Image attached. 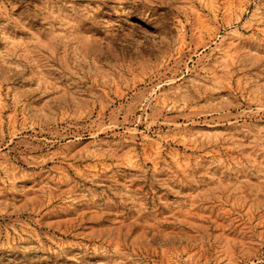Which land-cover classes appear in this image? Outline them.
<instances>
[{"label":"rangeland","instance_id":"1","mask_svg":"<svg viewBox=\"0 0 264 264\" xmlns=\"http://www.w3.org/2000/svg\"><path fill=\"white\" fill-rule=\"evenodd\" d=\"M262 20L0 0V264H264Z\"/></svg>","mask_w":264,"mask_h":264},{"label":"clouds","instance_id":"2","mask_svg":"<svg viewBox=\"0 0 264 264\" xmlns=\"http://www.w3.org/2000/svg\"><path fill=\"white\" fill-rule=\"evenodd\" d=\"M253 15L255 16V13ZM46 19H47V17H46ZM261 23H264V20H262ZM109 27H111V26H109ZM68 39L74 43V53L76 55V59L73 62V67L68 69L69 72H72L74 68L79 69L81 61H84V56L86 54L85 46L88 44V38H81L79 40H76L73 37H69ZM35 42H39L38 36L35 37ZM95 43L98 45H102V44H104V41L99 40V41H95ZM41 47H46V45L41 44ZM49 50L51 51V49H49ZM49 58L51 59V57H49Z\"/></svg>","mask_w":264,"mask_h":264}]
</instances>
